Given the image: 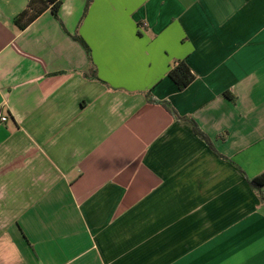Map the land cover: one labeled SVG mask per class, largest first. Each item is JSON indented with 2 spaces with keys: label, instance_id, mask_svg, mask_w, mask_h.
<instances>
[{
  "label": "crops",
  "instance_id": "obj_1",
  "mask_svg": "<svg viewBox=\"0 0 264 264\" xmlns=\"http://www.w3.org/2000/svg\"><path fill=\"white\" fill-rule=\"evenodd\" d=\"M28 1L0 0V264H264V0H61L20 30Z\"/></svg>",
  "mask_w": 264,
  "mask_h": 264
},
{
  "label": "trees",
  "instance_id": "obj_2",
  "mask_svg": "<svg viewBox=\"0 0 264 264\" xmlns=\"http://www.w3.org/2000/svg\"><path fill=\"white\" fill-rule=\"evenodd\" d=\"M60 5L61 0H29L26 7L15 16L14 23L20 30H22L34 20H36L46 10L52 11V13L56 16ZM73 38L80 42L88 50L87 45L80 36L74 35ZM91 72L92 76L96 78L94 70ZM168 77L174 82L179 90L185 89L195 78L192 70L184 59L177 60L171 65L168 71ZM146 96L149 98L148 94ZM150 100L154 99L151 97ZM164 105L168 110L173 112L169 106H167L165 103ZM193 130L194 133L202 140H204L206 143H209L207 136L199 129L195 122H193ZM249 182L257 190L260 198L264 200V192L261 190V188L264 186V172L249 180Z\"/></svg>",
  "mask_w": 264,
  "mask_h": 264
},
{
  "label": "built area",
  "instance_id": "obj_3",
  "mask_svg": "<svg viewBox=\"0 0 264 264\" xmlns=\"http://www.w3.org/2000/svg\"><path fill=\"white\" fill-rule=\"evenodd\" d=\"M8 117L4 115H0V122H5L7 121Z\"/></svg>",
  "mask_w": 264,
  "mask_h": 264
}]
</instances>
